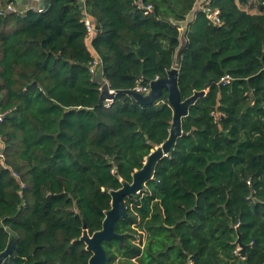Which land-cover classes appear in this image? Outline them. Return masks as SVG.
Instances as JSON below:
<instances>
[{
	"label": "trees",
	"instance_id": "1",
	"mask_svg": "<svg viewBox=\"0 0 264 264\" xmlns=\"http://www.w3.org/2000/svg\"><path fill=\"white\" fill-rule=\"evenodd\" d=\"M196 1L53 0L43 14L0 12V253L16 240L4 264H89L84 225L102 230L111 192L170 137L166 91L152 105L123 93L100 104L93 51L116 91L174 67L183 100L212 82L154 178L125 198L124 238L103 242L107 264H264V0H213L224 24L198 12L183 45L179 23ZM86 15L100 30L91 47Z\"/></svg>",
	"mask_w": 264,
	"mask_h": 264
},
{
	"label": "water",
	"instance_id": "2",
	"mask_svg": "<svg viewBox=\"0 0 264 264\" xmlns=\"http://www.w3.org/2000/svg\"><path fill=\"white\" fill-rule=\"evenodd\" d=\"M24 1H29L31 5L36 4V6L39 7H47L53 0H43V2L39 4L34 3V0H16L19 6H22ZM205 1L206 0H197L192 11L187 16V19L179 23L183 45L186 43L185 35L188 26L195 19L196 14L201 12L202 5ZM85 19L86 17L83 18V21ZM96 29L98 34L99 28L96 27ZM178 78L179 69L174 67L169 71L167 77L150 82V92L147 95L140 94L134 90L117 91L116 95L110 94L108 87L106 85L103 86L100 104L105 106L108 100L113 101L118 94L122 93L133 97L142 105H152L162 96L164 91H166L168 92V101L173 109L174 116L169 139L152 151L145 162L144 167L134 173L132 183L126 182L120 190L111 192L112 207L106 212V218L103 222L102 230L91 235L86 224L84 225V232L81 241L85 243L86 250L92 253L89 264H107L108 256L106 249L103 246V242H108L113 239L123 240L124 235L116 233V224L120 219H126L128 217L125 198L139 194L145 188L146 183L154 178L157 164L167 157L170 152L174 150L178 140L185 136V133L182 130L183 118L189 115L190 108L196 104L198 99L205 96L212 83L210 82L207 84L205 90L195 92L193 96L183 100L178 86ZM100 84H102V82H100ZM238 243L242 247L240 251L241 254L245 255L246 248L242 245L241 237H239ZM15 244L16 240L14 238L11 239L7 249L0 253V264H4L5 260L10 257Z\"/></svg>",
	"mask_w": 264,
	"mask_h": 264
},
{
	"label": "built area",
	"instance_id": "3",
	"mask_svg": "<svg viewBox=\"0 0 264 264\" xmlns=\"http://www.w3.org/2000/svg\"><path fill=\"white\" fill-rule=\"evenodd\" d=\"M34 2L39 4V3H42L43 0H34ZM145 9H146V12L149 13V12H152L153 7L151 5H147L145 7ZM33 10L39 14H43L45 12L46 8L36 6L35 8H33ZM26 11L27 10L22 9L21 6H19L17 4L16 0H5L4 4H2V6H0V12H1V14H4V15L5 14H12V15H16V16H23V15H25ZM201 12L205 13L207 19L213 25L221 26L224 24L223 19L221 17V11H220V9L213 6V0H206L202 5ZM85 17H86V19L84 20V23H85V26L87 29V38H88L87 40H88V44L91 47L93 39L97 35V29H96V26L89 19V17L87 15ZM93 53H94L93 54L94 59L89 66V69H90L92 76L100 78V81L102 82L101 91L103 89V86L106 85L109 89L110 94L116 95L117 91L111 87L109 82L103 76V70H102L103 62H102L101 57L99 56V54L97 52L93 51ZM231 81H232V78L230 76H226V77L222 78V80H221V82L224 84H228ZM133 90L140 93V94L147 95L150 92V83L146 86L138 84ZM111 103H112V101L108 100L106 106L109 107L111 105ZM5 116H6L5 113H0V126L4 122ZM0 143H2V137L1 136H0ZM0 160H5V147H4V145H1V147H0ZM14 175L16 176L17 174H14ZM189 264H192V263L190 262Z\"/></svg>",
	"mask_w": 264,
	"mask_h": 264
},
{
	"label": "crops",
	"instance_id": "4",
	"mask_svg": "<svg viewBox=\"0 0 264 264\" xmlns=\"http://www.w3.org/2000/svg\"><path fill=\"white\" fill-rule=\"evenodd\" d=\"M36 7V4L35 5H31L30 3H29V1H24V3L22 4V6H21V8L22 9H25V10H29V9H33V8H35ZM7 29V31H9V32H14L15 30H16V27H10V28H6Z\"/></svg>",
	"mask_w": 264,
	"mask_h": 264
},
{
	"label": "rangeland",
	"instance_id": "5",
	"mask_svg": "<svg viewBox=\"0 0 264 264\" xmlns=\"http://www.w3.org/2000/svg\"><path fill=\"white\" fill-rule=\"evenodd\" d=\"M34 3H36V2H34ZM245 10H247L248 12H250V13H255L256 11H252V10H250V9H248V8H245Z\"/></svg>",
	"mask_w": 264,
	"mask_h": 264
}]
</instances>
